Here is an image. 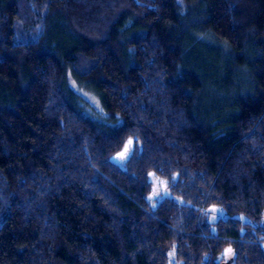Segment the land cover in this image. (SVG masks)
I'll use <instances>...</instances> for the list:
<instances>
[{"label": "clouds", "instance_id": "obj_1", "mask_svg": "<svg viewBox=\"0 0 264 264\" xmlns=\"http://www.w3.org/2000/svg\"><path fill=\"white\" fill-rule=\"evenodd\" d=\"M85 2L99 8L96 22L83 29L93 40L106 43L109 26L114 30L123 20L118 35L127 54V62H121L124 75L108 84L97 67L101 57L86 55L87 50L61 65L63 74L56 79L60 87L45 69H37L48 86L41 107L50 132L43 143L33 142L37 160L27 164L13 162L27 158L22 145L14 158L13 149L0 140V159L5 162L0 167V237L14 215L20 217L11 243L0 238V264H61L58 257L65 251L69 264H118L109 255L117 243L120 264H129V259L136 264L142 252L149 264H264V186L253 178L264 173V110L255 114L260 101L251 95L255 76L247 66L256 57L264 62V51L253 47L254 27L235 37L236 44H243L240 55L232 37L221 35L229 24L232 32L243 26L253 0H224L220 18L208 17L207 0ZM165 3L176 21L168 24L170 31L177 40H188L183 49L168 50L179 52L177 58L165 55L156 33L135 28L145 12L156 13L160 21ZM66 5L67 0H26L30 25L24 18L13 25V49H28L25 54L31 56L33 47L46 43L48 20ZM195 45L215 51L223 69L231 66L232 87L215 90L221 104L243 105L235 116L237 128L230 130L235 134L218 132L214 137L236 141L217 163L218 174L209 172L205 153L190 135L204 130L198 112L203 91L184 86L187 79L200 82L185 68L184 57ZM36 57L39 60L40 53ZM51 57L49 52L44 58ZM240 60L246 62L243 68L237 65ZM130 72L137 73L140 87L135 91L125 82ZM95 82L104 90L94 87ZM224 179L236 186L234 193L217 191ZM66 192L72 195L66 197ZM121 196L143 213L130 235L136 250L127 255ZM165 237L166 247L155 242ZM226 248L232 249L227 257Z\"/></svg>", "mask_w": 264, "mask_h": 264}, {"label": "trees", "instance_id": "obj_2", "mask_svg": "<svg viewBox=\"0 0 264 264\" xmlns=\"http://www.w3.org/2000/svg\"><path fill=\"white\" fill-rule=\"evenodd\" d=\"M249 7L250 11L243 17V26H238L237 31L232 32L229 24L221 32L225 39L232 37L237 55L241 54L243 44H236L235 37L241 35L247 28L253 27L257 33L256 43L253 47L264 51V44L259 43L264 40V0H253ZM206 10L208 17H222L225 10L224 0H207ZM30 11V7L26 6V0H0V48L3 49L0 51V57H4L0 60V140L5 141L13 149L14 158L16 157L15 149L22 145L23 152L28 155L24 160H13L18 164H27L29 161L37 160L36 154L31 151L36 146L33 142L43 143L50 132L47 127L49 120L42 116L41 107L42 97L46 95L48 86L42 83L45 76L37 71L38 68L45 69L46 75L52 77L54 86L60 87L61 85L56 84V79L63 74L61 65L72 63L78 53L87 50L86 55L101 57L97 67L103 69L104 79L108 84H112L114 76L124 75L121 71V62H127L126 51L119 46L122 42L118 34L123 20L116 24L114 30L109 26L110 39L106 43L103 40H93L91 36L85 35L83 29L96 22L99 8L91 3H86L85 0H67L66 10L50 18L47 22L46 43L42 42L40 46L33 47L31 56L25 54L29 51L28 49H13L12 37L16 31L13 25L21 18H24L30 25L28 16ZM156 15L154 12H145V16L135 25V28L137 31H146L150 35L156 33L160 41L164 42L162 47L165 55L177 58L180 55L179 52L169 53L168 50L171 48L183 49V46L188 43L187 37L177 40L176 34L170 31L168 24L176 21L172 8L166 3L161 4L159 15L162 19L160 21L156 20ZM209 26L214 27L211 24ZM132 34L135 35V31ZM170 35L171 38H169ZM49 52L52 53V57L44 58ZM36 53H40L39 60H37ZM184 60L186 70L194 72L200 81L197 84L195 79H187L184 86L194 91H203V95L199 98L198 112L204 130L202 132L192 130L190 135L205 153L204 160L209 172L218 174L217 163L236 141H217L214 137L218 132H224L227 136L235 134L230 130L237 128L239 121L235 119V116L237 111H243V105L231 104L226 108L217 98L215 90L231 88L234 76L230 71L231 66L229 69L222 68L223 61L215 51L202 45H195L188 50ZM245 63L244 60L237 61V65L241 68ZM247 66L255 76V88L252 89L251 95L260 101L255 112V114H259L261 110H264V76L259 75L261 71H264V62L256 57ZM136 80L137 73L130 72L129 78L125 81L133 88V91L140 87ZM94 87L100 91L104 90L98 82L94 83ZM101 102L107 104L108 100L106 97H101ZM249 104H251V99ZM4 166V160L0 159V167ZM253 178L261 186H264V173L258 172ZM217 191L228 195L236 191V186L224 179V182L217 186ZM65 195L70 197L72 193L66 192ZM115 195H119V193H115ZM247 195L246 191L245 196L247 197ZM119 205L126 212V215L122 217L126 223L122 226L121 231L126 243L125 254L127 255L136 250L137 245L131 241L130 235L133 223H140L143 213L135 202H130L126 196L120 197ZM256 211L257 214L260 212L258 204ZM95 214L99 215L98 212ZM19 219L18 215H14L13 220L8 223L3 237L0 238L7 239L11 243L9 238ZM58 219L61 220V223L65 222V218L58 216ZM67 219L71 222L73 218L69 216ZM253 227L256 231L262 230L256 225ZM230 234L237 235L236 233ZM149 238L151 239V237ZM155 242L167 246L166 237L165 239L158 238ZM158 254L160 253L158 252ZM109 255L120 264L118 243ZM67 258V251L58 257L61 264H69ZM129 264H131L130 259ZM136 264H149L148 254L146 252L138 253Z\"/></svg>", "mask_w": 264, "mask_h": 264}, {"label": "snow or ice", "instance_id": "obj_3", "mask_svg": "<svg viewBox=\"0 0 264 264\" xmlns=\"http://www.w3.org/2000/svg\"><path fill=\"white\" fill-rule=\"evenodd\" d=\"M231 254H232V249L231 248H226L224 250L225 257L230 256Z\"/></svg>", "mask_w": 264, "mask_h": 264}, {"label": "water", "instance_id": "obj_4", "mask_svg": "<svg viewBox=\"0 0 264 264\" xmlns=\"http://www.w3.org/2000/svg\"><path fill=\"white\" fill-rule=\"evenodd\" d=\"M229 264H231V262L229 261Z\"/></svg>", "mask_w": 264, "mask_h": 264}]
</instances>
